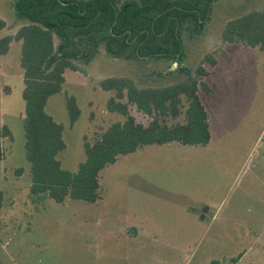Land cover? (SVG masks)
<instances>
[{"label":"rangeland","instance_id":"374dc122","mask_svg":"<svg viewBox=\"0 0 264 264\" xmlns=\"http://www.w3.org/2000/svg\"><path fill=\"white\" fill-rule=\"evenodd\" d=\"M262 7L264 0H216L201 31L182 36L181 65L194 69L203 61V80L212 87L209 96L198 90L208 143L148 144L118 155L100 170V198L93 203L30 197L21 42L11 41L0 54V126L12 133V140L0 136V264H264V50L221 37L229 18ZM0 18V37L27 23L15 16L13 0H0ZM207 55L214 62L204 61ZM78 65L64 71L62 91L45 105L64 126L58 158L71 171L84 159V135L93 141L124 119L106 109L113 93L101 89L102 79L127 76L139 86H158L181 76L171 73L178 67L172 60L114 58L102 47ZM66 96L79 109L72 125ZM129 112L138 122L149 120L134 105Z\"/></svg>","mask_w":264,"mask_h":264},{"label":"trees","instance_id":"16d2710c","mask_svg":"<svg viewBox=\"0 0 264 264\" xmlns=\"http://www.w3.org/2000/svg\"><path fill=\"white\" fill-rule=\"evenodd\" d=\"M216 0H13L15 16L27 23L11 35L0 37V54L11 41H20L24 101L22 128L24 154L29 162V193L56 203L67 199L93 203L100 198L99 172L127 154L148 144L177 142L205 145L210 139L208 113L198 94L212 87L203 80L202 66L191 69L183 61L182 36L199 33ZM5 22L0 18V31ZM225 42H241L264 50V7L229 18L221 31ZM57 40V42H56ZM102 47L114 58L167 59L178 63L180 78L158 86H139L127 76H110L99 82L112 91L106 109L124 116L110 123L93 141L83 137L84 159L75 171L62 168L58 158L65 148L64 126L45 111L48 98L62 91L64 71L79 70ZM214 62L207 55L204 61ZM5 89H9L5 87ZM129 105L149 117L135 120ZM69 125L79 115L72 96H66ZM182 116L183 121H177ZM0 136L12 140L6 124ZM3 152L0 149V160ZM16 169V174L21 173ZM0 189V209L3 206Z\"/></svg>","mask_w":264,"mask_h":264}]
</instances>
